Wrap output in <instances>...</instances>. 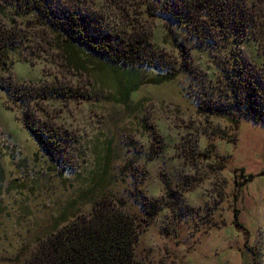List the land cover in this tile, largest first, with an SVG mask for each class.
Listing matches in <instances>:
<instances>
[{
	"label": "rangeland",
	"instance_id": "374dc122",
	"mask_svg": "<svg viewBox=\"0 0 264 264\" xmlns=\"http://www.w3.org/2000/svg\"><path fill=\"white\" fill-rule=\"evenodd\" d=\"M89 1L110 24L148 33L167 71H179L155 84L145 80L166 68L70 64L35 14L0 0V27L24 37L10 55L12 77L35 92L47 83L60 91L38 97L36 114L68 139L62 160L50 159L20 105L0 90V264L25 258L105 195L123 199L140 221L135 253L145 264H264V123L235 125L195 101L208 85H221L218 64L234 41L196 45L163 16H149L146 0ZM250 35L237 43L238 55L263 67L264 42ZM161 172L183 201L147 224L142 203L163 201Z\"/></svg>",
	"mask_w": 264,
	"mask_h": 264
},
{
	"label": "trees",
	"instance_id": "16d2710c",
	"mask_svg": "<svg viewBox=\"0 0 264 264\" xmlns=\"http://www.w3.org/2000/svg\"><path fill=\"white\" fill-rule=\"evenodd\" d=\"M3 1H15L14 5L23 13L35 14L70 64L84 66L86 62H95L113 71L143 64L162 71L170 68L148 33L143 35L133 28L110 24L91 1ZM146 13L163 16L172 25H168L171 31L172 27L178 28L181 30L178 36L192 38L196 45H209L222 37H231L234 41L231 56L218 64L221 85H208L197 93L195 101L201 112L225 117L235 125L241 118L264 123V66L240 57L237 48V43L248 34L263 45L264 0H146ZM135 19V16L131 17V20ZM23 41L24 37L13 26L0 27V90L20 105L23 123L41 151L50 159L61 161L68 139L36 114L38 97L50 96L54 90L55 95L60 94V91L47 83L35 92L37 87L17 83L11 74L10 55ZM181 44L182 41L176 43L182 47ZM185 53L187 55V51ZM178 71H167L145 81L162 83L176 77ZM127 93H130L129 89L125 96ZM208 151L210 154H206V158L212 154L213 146ZM160 178L165 188L163 201L142 203L147 224L156 218L163 206H169L175 212L183 201L182 193L173 187L171 178L163 172ZM238 214L236 208L234 222L242 227ZM139 225L140 221L127 209L123 199L101 196L93 202L91 213L74 217L40 241L25 258L18 255L14 261L15 264H145L135 253Z\"/></svg>",
	"mask_w": 264,
	"mask_h": 264
}]
</instances>
